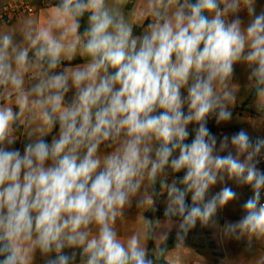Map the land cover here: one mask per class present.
<instances>
[{
  "label": "clouds",
  "instance_id": "1",
  "mask_svg": "<svg viewBox=\"0 0 264 264\" xmlns=\"http://www.w3.org/2000/svg\"><path fill=\"white\" fill-rule=\"evenodd\" d=\"M130 3L55 0L46 26L0 31V264H159L171 231L179 247L198 224L247 251L264 242V137L208 126L233 117L238 64L264 119V7L141 0L133 23ZM232 185L251 196L239 203ZM133 203L162 204L165 229L145 220L122 239Z\"/></svg>",
  "mask_w": 264,
  "mask_h": 264
},
{
  "label": "crops",
  "instance_id": "2",
  "mask_svg": "<svg viewBox=\"0 0 264 264\" xmlns=\"http://www.w3.org/2000/svg\"><path fill=\"white\" fill-rule=\"evenodd\" d=\"M15 0H0V7L12 2ZM33 5L37 7V13L28 17H25L17 22H14L11 24L13 26L12 29H14V32H21L24 28V26L27 24L28 21H33L34 26L38 27H44L48 24L49 18L55 14V8L53 5L55 4V0H30ZM141 0H132V3H130L127 6L128 15L130 22L133 23H142L140 21L136 20V17L132 15V9L135 6V10L138 12L140 7ZM261 7H264V0H257L256 8L257 12L261 9ZM239 16L242 20L247 22V11L242 10L239 13ZM147 22H145L146 26ZM7 27V26H6ZM9 27V26H8ZM5 27L0 26V31H4ZM142 32L141 26L134 25V35H140ZM17 40L20 39L19 34H17L16 37ZM73 65L77 63H83V61L79 58L71 62ZM248 76V70L244 65H236L235 66V75L233 78V82L238 81V78ZM241 82V80H240ZM240 88H238L239 90ZM252 94V93H251ZM71 96V93L69 94V98ZM249 99V97H248ZM248 99L242 104L239 105V101L236 100L235 105L232 107L233 113H244L246 111L256 112L255 109L252 108V102L246 103ZM240 109L239 111H237ZM252 118L249 117V121H251ZM209 128L211 131L217 135H222L226 133L224 124H221L217 126L214 122V120L209 121ZM190 129L192 126H189ZM247 130L246 128H243ZM235 130H240L239 128H235ZM248 131V130H247ZM23 129H21V134L18 136L19 139V148H23L24 143L26 142L25 136L22 134ZM51 135L46 137L45 139L47 141H51ZM50 138V139H49ZM191 136L189 137V141H191ZM182 175V174H181ZM234 188H236L235 185H232ZM158 187V185H157ZM219 186L217 185L213 190L216 191ZM248 191L247 187H245ZM238 192V188H236ZM160 211H163L162 204L159 205ZM146 211H143V209H139L135 206V203H133L132 206L129 207V209L126 210V213L124 217L118 218L116 223V229L118 231L119 236L122 239H127L132 234L140 232L143 233L145 230V220H151L153 222V227L156 228L157 231H161L165 229V222L163 219H159L160 223L159 225L156 224L157 219H149L145 216ZM224 218L220 219V223H223ZM168 238H175V230L173 229L169 235ZM155 247L161 246L164 242L162 241H154ZM232 243L234 242H221L219 233L216 229H213L211 227L208 228H201L199 224L197 225L196 229H194L192 232L189 233L187 238L185 239L183 245H180L179 247L176 246V243L174 247L168 250L167 254L165 255V258L168 262L171 264H237L239 261V257L236 254V251L232 248ZM146 246L148 247V241L146 243ZM35 264H43V259L39 256L37 253Z\"/></svg>",
  "mask_w": 264,
  "mask_h": 264
},
{
  "label": "rangeland",
  "instance_id": "3",
  "mask_svg": "<svg viewBox=\"0 0 264 264\" xmlns=\"http://www.w3.org/2000/svg\"><path fill=\"white\" fill-rule=\"evenodd\" d=\"M13 24V23H12ZM5 27L4 31H13V26L3 25ZM7 26V27H6ZM9 26V27H8ZM241 80V82H240ZM237 84L240 88L236 93V100L239 101V105H242L248 97H250L251 93L247 87L248 80L245 77H239L238 81L233 82ZM183 94L186 95V91L182 90ZM252 108L256 110L254 100L252 101ZM249 117L252 118L249 121ZM226 133L231 135L232 133L237 132L235 128H246L250 136L255 139L257 137H264V119H262L261 113L246 111L244 113H233V117L231 121L224 124ZM219 186V185H218ZM220 187V186H219ZM219 187L216 191L219 190ZM241 193L240 202L243 203L247 198L251 196V191H248L245 187L238 188ZM215 192L214 190H212ZM239 203L236 205H230L226 209H224L219 216L222 218H227L230 220H236L240 217L241 209L239 207ZM245 242L240 243H232V248L236 251L237 256L239 257V261L237 264H257L258 259L261 256H264V242H258L254 245L251 251L246 250Z\"/></svg>",
  "mask_w": 264,
  "mask_h": 264
},
{
  "label": "built area",
  "instance_id": "4",
  "mask_svg": "<svg viewBox=\"0 0 264 264\" xmlns=\"http://www.w3.org/2000/svg\"><path fill=\"white\" fill-rule=\"evenodd\" d=\"M37 13V7L30 0H15L0 7V26L10 25ZM264 170V160L258 165Z\"/></svg>",
  "mask_w": 264,
  "mask_h": 264
},
{
  "label": "trees",
  "instance_id": "5",
  "mask_svg": "<svg viewBox=\"0 0 264 264\" xmlns=\"http://www.w3.org/2000/svg\"><path fill=\"white\" fill-rule=\"evenodd\" d=\"M254 100V95L253 93L250 95L248 101L246 103H250ZM240 109H238L237 111H239ZM56 131H58V128L56 129ZM21 134V130L20 132L17 133V135L19 136ZM54 134V133H53ZM51 137V136H50ZM50 139V138H49ZM19 141H17V143L15 144V147L19 148ZM145 216L149 219H163V215H162V211H159L157 213H152L151 211H146ZM166 246L168 247V250L171 249L172 247H174L175 245V238H168L167 241L165 242ZM148 248L150 250L155 249V243L154 240H148ZM159 264H171L170 262H168L165 258V256L160 260Z\"/></svg>",
  "mask_w": 264,
  "mask_h": 264
}]
</instances>
